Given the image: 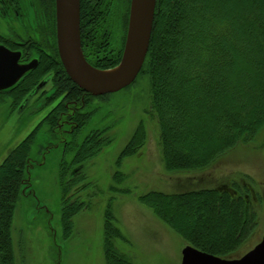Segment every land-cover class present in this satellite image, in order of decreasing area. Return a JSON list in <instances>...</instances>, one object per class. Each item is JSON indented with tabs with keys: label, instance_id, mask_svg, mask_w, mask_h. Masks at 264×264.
<instances>
[{
	"label": "trees",
	"instance_id": "obj_1",
	"mask_svg": "<svg viewBox=\"0 0 264 264\" xmlns=\"http://www.w3.org/2000/svg\"><path fill=\"white\" fill-rule=\"evenodd\" d=\"M95 1L81 0L82 19L85 4ZM130 1L104 0L105 23L122 25L119 48L107 44L114 33L106 28L97 29L91 38L83 34L85 52L95 67L105 69L120 62ZM19 16L23 18L25 13ZM48 56L46 59L42 55L40 65L20 84V94L15 93L21 100L35 90L45 73L53 72V92L48 100L57 104L0 163V264H17L12 226L19 199L32 190L29 175L38 133L44 123L56 126L61 114L68 111L66 100L76 99L81 93L78 91H84L66 73L57 49ZM141 76L147 77L150 86V104L144 112L155 121L162 161L169 172L205 170L234 147L255 143L264 137V0H157L149 50L135 81ZM65 81L72 87H66ZM112 94H88L85 104ZM91 107H84L85 111L76 117L78 126L72 137L78 142V150L72 160L62 158L58 171L60 236L67 241L73 232V217L90 203L79 195L91 183L87 167L115 140L108 133L111 126L89 129L86 136L78 138L91 124ZM147 139L146 122L141 120L117 158L119 169L112 176L115 183L126 178L120 170L123 160L141 153ZM260 145H264V138ZM70 150L67 145L65 153ZM79 163L83 165L76 166ZM229 187L175 193L150 191L139 200L188 244L234 258L237 255L233 254L255 232L258 220L249 204L252 183L235 182ZM109 189L120 191L115 184ZM111 201L104 214L105 261L131 264L115 245L116 239L125 236L115 224Z\"/></svg>",
	"mask_w": 264,
	"mask_h": 264
},
{
	"label": "rangeland",
	"instance_id": "obj_2",
	"mask_svg": "<svg viewBox=\"0 0 264 264\" xmlns=\"http://www.w3.org/2000/svg\"><path fill=\"white\" fill-rule=\"evenodd\" d=\"M30 14L31 17L24 18L27 23L32 20V11ZM15 21L13 26L24 31L25 25L21 27L20 20ZM7 23L4 22L5 26ZM134 82L127 90L94 101L91 107L94 114L87 130L94 126L100 129L111 126L108 133L115 140L87 167L91 183L79 195L90 203L73 217V232L68 241L60 236L62 205L58 171L63 148H54L43 155V164L34 161L29 175L33 192L19 199L12 226L17 264H106L104 214L110 200L115 224L125 236V239H116L115 245L131 264H180L182 250L189 242L141 203L139 197L150 191L175 193L231 188L229 186L233 187L235 182L239 185L252 183L249 204L258 222L255 232L233 254L237 255L234 258L261 241L264 233V145L260 144L264 137L260 136L248 146L234 147L205 170L169 172L162 161L155 121L144 112L150 104L148 79L141 76ZM3 110L0 107V162L8 149L23 140L41 120L39 114L30 117L25 113L21 120L12 113L4 114ZM141 120H145L148 131L146 146L141 153L123 160L120 170L126 178L122 183H115L112 176L119 169L115 164L117 158ZM53 139L48 133H40L33 145L32 157L39 160L42 151L39 152L38 145L46 146ZM113 184L120 191H110L109 186Z\"/></svg>",
	"mask_w": 264,
	"mask_h": 264
},
{
	"label": "flooded vegetation",
	"instance_id": "obj_3",
	"mask_svg": "<svg viewBox=\"0 0 264 264\" xmlns=\"http://www.w3.org/2000/svg\"><path fill=\"white\" fill-rule=\"evenodd\" d=\"M18 2L14 0H0V45H4L10 51L20 53L17 61L18 64H26L28 62H31L32 60H36L37 66L31 69L33 71L40 65L42 55H45L46 59H48L49 58L48 54L54 52L56 49L59 53L58 42H57L56 0H18ZM88 4H89L88 6H90L89 9L87 4H85L84 6V11H83L84 18L83 19L81 18L80 21V31H81L82 50L84 52L86 59L89 60L90 57L88 53L85 52L86 48L84 44L86 45V42L85 43L83 42V34L84 37L91 38V36L93 35L94 32H96L97 29L100 28L103 29L102 31H104L106 28L112 34L114 33L113 40L109 41L107 44L119 48L120 39L118 38V33L119 30H121L122 25L116 23L114 24L105 23L104 15H105L106 6L104 0H96L91 4L90 3ZM130 5H131V1H130ZM22 11L23 13H25V16H23V18L22 16H19L20 12ZM30 11H32V20L29 23H27V21H25L24 18H29V16L31 15ZM16 19L20 20L21 27L25 25L24 31L21 28H18V26L16 27L13 26V23H16L15 21ZM4 22H8L6 26ZM31 70L25 72L15 83L10 85L9 87L0 89V107L4 108L3 110L4 114L12 113L16 115L17 118L21 117V120L25 115V113L27 114V116L30 117L39 114L41 115V120H43L44 117L47 115V113L57 104V101L54 102L53 100L50 99L51 101L49 102L48 100V98L52 95L53 83H54L53 74H51L53 72L50 70L47 73H45L46 75L45 78L42 79V81H40L39 84L35 86V90L32 93L25 96L24 103H22L21 101L22 99L21 100L19 99L18 101V99L15 97L16 96L15 93L18 92V95L20 94L19 90L20 88H22L20 84H22L23 81L28 80L29 72H31ZM61 83L62 82L59 79L58 85L61 86L62 85ZM64 85L66 87H72V84L68 83V81H65ZM78 93H80V95L77 96L76 99L66 100L65 105L68 108V111H65L61 114L56 126H49L45 123L43 124L41 131L38 133V137L40 133L42 134L48 133L52 138H54L53 139L54 141L46 146H43L42 144L39 145L37 144L39 148V152L42 151V155L39 160H36L34 157H32L33 164L34 161H36V163L43 164L45 158H42V156L43 155L46 156V154L49 153L52 149L59 147L63 148L62 158L65 157L68 161L73 159L76 150H78V142L73 140L72 137L75 128L78 126L76 117L81 115L85 111L88 105H94V101L101 100L99 98L92 97L93 99L91 100V103L85 104V100H88L89 98L88 94L91 93H88L85 90L78 91ZM93 96H101V95H93ZM61 99L62 98H60L59 101H61ZM41 107L43 108L39 110V108ZM39 122L37 124H39ZM36 125L34 126V128L36 127ZM34 128H32V130ZM93 129L99 130L100 128H98V126L97 128L95 126L90 128V130ZM31 131L29 133H31ZM87 134H88L87 128L85 130L83 129L82 132L79 133L78 138L80 136L84 137ZM15 145H13L12 147H14ZM67 145L68 147H70L71 150L65 153V148L67 147ZM12 147L8 149L6 155L8 154V152ZM81 165L83 164L81 163L76 164V166H81ZM29 193H32V190L29 191Z\"/></svg>",
	"mask_w": 264,
	"mask_h": 264
},
{
	"label": "water",
	"instance_id": "obj_4",
	"mask_svg": "<svg viewBox=\"0 0 264 264\" xmlns=\"http://www.w3.org/2000/svg\"><path fill=\"white\" fill-rule=\"evenodd\" d=\"M157 0H131L125 45L120 62L98 68L85 57L81 43L80 0H56L57 42L60 59L69 77L93 95L118 92L137 78L145 62L155 18ZM19 52L0 45V89L15 83L37 66L32 60L18 64ZM59 262V260L57 261ZM180 264H264V233L252 249L239 258H224L187 244Z\"/></svg>",
	"mask_w": 264,
	"mask_h": 264
}]
</instances>
